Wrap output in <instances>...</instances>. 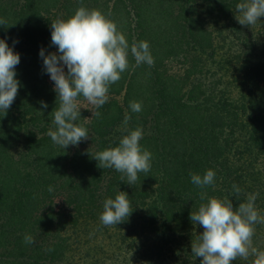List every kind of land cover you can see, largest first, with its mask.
<instances>
[{"label":"trees","instance_id":"1","mask_svg":"<svg viewBox=\"0 0 264 264\" xmlns=\"http://www.w3.org/2000/svg\"><path fill=\"white\" fill-rule=\"evenodd\" d=\"M239 2L0 0L8 23L0 25V39L21 56L18 94L7 114L0 112V264H99L109 249L121 264H129V253L138 264H155L169 249L173 264H201L191 252L201 232L189 229L191 211L206 202L201 193L229 196L238 206L244 195L235 197L232 186L252 192L263 175L253 168L264 160V18L251 33L231 16ZM81 4L110 13L130 45L148 41L155 63L136 66L129 55L108 102L93 109L100 116L81 109L89 138L64 149L47 135L57 93L39 53L58 52L51 23ZM211 22L219 29L210 30ZM226 23L242 36L232 54L216 42ZM133 101L142 111L132 112ZM126 114L127 127L143 129L140 143L153 154L151 170L135 186L91 155L118 145ZM208 169L216 173L214 186L191 183L190 173ZM119 191L128 193L133 212L103 226V203ZM26 234L34 244L24 243Z\"/></svg>","mask_w":264,"mask_h":264},{"label":"clouds","instance_id":"2","mask_svg":"<svg viewBox=\"0 0 264 264\" xmlns=\"http://www.w3.org/2000/svg\"><path fill=\"white\" fill-rule=\"evenodd\" d=\"M235 11L239 24L252 28L264 18V0H240ZM0 25L7 27L8 23L0 18ZM51 29V43L57 46L58 52L46 54L41 48L39 53L57 93V107L51 113L54 128L49 129L47 135L55 145L67 149L89 138L87 121L79 122L81 109H89L93 116H100V112L93 109L108 102L110 86L129 68V55L136 66L147 64L151 67L155 61L148 41L133 40L130 45L110 13L98 8L89 9L81 4L70 17L52 21ZM20 59L14 47L9 46L6 39H0V112L4 115L18 94L20 82L16 67ZM81 98L86 103H82ZM41 105L43 109L48 107L43 101ZM130 108L138 113L142 111V103L133 101ZM130 120L131 116L126 114L121 129L126 134L118 145L91 155L99 167L114 169L121 173V181L135 186L139 174L151 170L153 154L140 143L143 129L127 127ZM190 177L193 185L205 189L214 186L216 173L208 169L203 175L190 173ZM232 188L235 197L244 195L238 206H234L229 196L208 197L201 193V200L206 202L191 211L190 220L202 226L203 232L192 241L191 252L202 258L201 264H232L249 258L252 264H264V249L258 248L253 239L256 226L264 225V214L255 203L259 193H243L235 184ZM48 191H54L53 187L49 186ZM132 212L128 193L119 191L115 198L104 201L99 219L103 226L110 227L126 221ZM24 243L34 244V237L26 234Z\"/></svg>","mask_w":264,"mask_h":264},{"label":"rangeland","instance_id":"3","mask_svg":"<svg viewBox=\"0 0 264 264\" xmlns=\"http://www.w3.org/2000/svg\"><path fill=\"white\" fill-rule=\"evenodd\" d=\"M231 13H232L231 16L234 18L236 15L233 16V11ZM208 28L210 30H212V31H215V29L216 30L219 29L212 22H211V24L208 25ZM222 28L223 29H222V32H220V34L218 32L216 33V42L218 44H220L219 47H223V49H219V51L222 54H232L234 52L233 50L235 49V45L240 42L239 38L242 37V36H240L241 34H238L232 28L230 29L228 23L223 24ZM247 30H250L251 33H253V32L255 33V30L253 29V27L252 28L250 27ZM257 37L260 39L259 42H262L261 37H259V36H257ZM215 67L216 68H220L217 65H215ZM211 68H213V67H211ZM219 71L223 74V70L222 69L219 70ZM257 159H258V163L255 164V167L253 168V170L256 168L263 175H261L260 180L258 182L257 181L253 182V191L252 192H249V191L247 192L246 191V193H256V192L259 193L255 203H256V206H257L258 210L262 214H264V160L261 159V158H257ZM255 177H258V175L257 176H253V179ZM256 179H258V178H255V180ZM260 183L262 184V186L259 187L258 185ZM189 229L192 230L193 232H196V231L203 232L202 226H197V225H194V224ZM253 239H254V244L258 248L264 249V225H257L256 226V234H255ZM166 252L168 253L167 256L166 255H161L160 258L155 262V264H173V258H174L173 252H174V249L166 250ZM169 252H171V253H169ZM126 255H128V254H126ZM130 258H131V261L129 262V264H136V262L138 264V261H136L135 257L131 253H129V259ZM117 259H120V257H118L117 254L113 255L111 249H109L108 254L100 259V261H99L100 263L99 264H121L120 261H118ZM232 264H252V258H249L248 261H241V260L233 261Z\"/></svg>","mask_w":264,"mask_h":264}]
</instances>
